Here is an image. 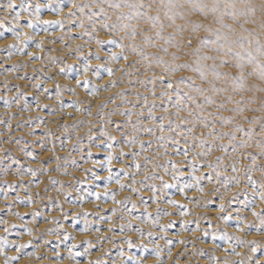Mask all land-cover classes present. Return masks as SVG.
Instances as JSON below:
<instances>
[{
    "label": "bare ground",
    "instance_id": "bare-ground-1",
    "mask_svg": "<svg viewBox=\"0 0 264 264\" xmlns=\"http://www.w3.org/2000/svg\"><path fill=\"white\" fill-rule=\"evenodd\" d=\"M21 2L22 0H16L17 5ZM78 2L79 0H26L30 11L22 12L18 22L13 21V13L0 8V19L5 21L6 28L15 27L20 33L17 38L11 31L0 29L3 31L0 36L2 131L10 132L11 135L18 133L15 129L12 130L16 126L12 119L20 116L17 113L19 109L16 110L20 100L15 94L17 91L12 89L21 87L23 100L21 99L20 106L25 112L24 119H42L41 124L35 121L36 125L39 124L43 131L54 130L57 136L53 140L59 144L53 148V145L46 146L44 139L39 140L43 145L38 153L35 151L37 155H24L28 160L26 170L21 175L18 174L21 177L19 180L13 182V191L8 194L4 190L0 192V253H3L0 254V264H7V259L12 256L18 257L12 264H186L190 255L198 264H264V199L261 198L264 196V186L256 185L251 174L246 175L245 183L243 182L246 184L247 194L226 206L220 197L217 201L211 197L204 198L205 193L213 191L209 188L215 182L214 178H208L212 177V173L207 163H199L201 165L195 168V172L191 164L183 165L178 171L168 170L162 192L157 198L151 188L146 187L147 179H142L145 171L140 169V157H134L130 147L112 145L114 158L111 172L108 171L105 163L109 149L104 146L107 137L94 132V127L98 121L97 112L110 108L117 97L115 95L120 86L116 83L117 74L128 64L129 59L112 60L110 53H119L121 49L111 44H96L95 37L108 40L115 37V33L96 25L88 28L78 10ZM3 3L6 0H0V4ZM35 5L40 6L38 14ZM30 20L33 21V27H28ZM97 53L100 59H96ZM85 64L89 65L86 72ZM98 65L103 67L98 68ZM107 68L113 69L111 75ZM160 77L165 81L163 85L166 88L168 77ZM78 80L80 83H77ZM85 81L88 83L87 87ZM89 136L93 139L90 140ZM82 137L92 143L95 155L82 162L90 174L74 175V178H66L71 175L70 170L63 174L70 190L62 196L60 207L43 209L37 192L43 188L44 181L53 178V171L64 166L58 164V155L70 153L69 156L74 157L76 151L73 150L72 154L69 149L75 147L76 139ZM178 143H173L177 152L172 149L178 156L177 163L183 164L186 158L194 159L196 155L193 150ZM184 149L188 150L187 156L183 154ZM121 150L126 155L120 156ZM152 157L149 156L150 159ZM125 172L128 174L125 175ZM8 173L11 174L10 170ZM110 175L111 182L108 180ZM193 176L202 179L197 182ZM117 179L124 187L116 183ZM188 184L192 186L185 187L183 192L179 190L181 186ZM234 187L231 185L228 190L234 191ZM137 195L147 203L136 202ZM29 200L31 203H27ZM169 200L178 201L179 204H170ZM221 204L224 205L223 208L220 207ZM61 209H64L63 219ZM159 211L169 214L163 215ZM15 213L21 215L17 216ZM123 213L126 218H123ZM136 213L143 217L137 220L138 214L134 216ZM223 217L230 219L226 221ZM86 223L88 227L85 231ZM133 224L144 231L143 234L128 228ZM164 225L167 227H162ZM28 229H31L30 234ZM147 232L152 233V239L146 238ZM224 233L227 238H222ZM213 236L216 238L213 239ZM128 240H131V247ZM6 243L8 246H5ZM17 245L26 246L18 249ZM156 249H159V256L156 255Z\"/></svg>",
    "mask_w": 264,
    "mask_h": 264
},
{
    "label": "snow or ice",
    "instance_id": "snow-or-ice-1",
    "mask_svg": "<svg viewBox=\"0 0 264 264\" xmlns=\"http://www.w3.org/2000/svg\"><path fill=\"white\" fill-rule=\"evenodd\" d=\"M106 2L117 14L115 20L108 23L111 17L103 8H100L99 12L104 15V22L101 27L117 34L123 33V35H116L108 40L95 37L96 44L100 46L111 44L120 48L121 52L110 53L112 60L123 59L127 61L129 57L125 55V52H129L146 64V70L154 71V66L160 68L162 74L168 77L167 90L160 93L161 97L166 98L168 104L178 109L173 113L174 116L180 117L179 110H184L188 112L189 117L193 118L190 132L197 126L210 129L207 135L213 137V144L208 148V151L216 146L215 141H220L224 137H228V143H220L219 147L224 149L225 152L228 150L229 145L233 146V152L237 150V145L241 148L247 147L254 132L251 125L257 121H259L262 132L261 139L264 141V117L243 115L247 111L264 112V97L259 98L258 108H251L249 105L257 103V97L255 95H245V93H264V0H106ZM0 8H5L13 13L12 19L15 22L19 21L22 12L30 11L26 5V0H22L19 5H17L16 0H6V3L0 4ZM17 8H19V11ZM35 11L37 14L39 13V5H35ZM193 16L198 18L193 19ZM142 21L148 27H142ZM178 21L180 22L178 23ZM45 23L49 22L45 21ZM249 25L253 27H249ZM28 27H33V21L28 22ZM166 28H170L172 31L165 32ZM0 29L11 31L19 38L20 33L16 31V28H6L3 19H0ZM2 35L3 31H0V36ZM138 36L139 40L136 39ZM125 40L128 43H125ZM150 48L157 49V51H146ZM171 48H175L176 51H170ZM181 56L189 59L181 60ZM96 59H100L99 53L96 54ZM132 63L135 64L136 61ZM88 67L89 65L85 64V72ZM97 67L103 66L98 65ZM229 68L235 69V71L226 70ZM106 70L109 75L113 73L111 68ZM184 71L190 72L191 75H182L176 79L172 78L175 73ZM97 75H99V72H97ZM197 80L200 83H197ZM255 80H258L259 83L254 82ZM138 82L145 86L149 83L152 84L153 96L156 95L154 90L156 83H165L160 76H150ZM77 83H80V81L78 80ZM87 86L88 83L85 81V87ZM57 88L59 91V86ZM92 90L95 91L94 88ZM237 96L239 99H236ZM144 103L149 108V117L155 120L156 117L152 115V109L156 107L155 102L150 103L145 97ZM210 108H215L217 111H210ZM164 111L167 113L168 108L165 107ZM225 111L236 115L224 116L221 113ZM205 112H207V115L204 114ZM121 114L128 116V123L132 124L133 130L140 126L139 121L131 120V111H125ZM136 115L141 114L136 113ZM160 119L163 120L164 117L162 116ZM238 119L248 121L250 127L246 129L243 123H237ZM182 120L186 122L188 117H183ZM169 123L173 122L170 121ZM218 123L222 126L221 128L215 127ZM224 125H232L233 127L229 131H224ZM180 126V123L176 124L177 128ZM119 127L120 125L117 124L118 130ZM143 127L151 132L150 126ZM159 127L162 129L164 125L161 123ZM102 134L107 137L104 146L109 149L105 166L111 172V162L114 158L112 145L116 137L111 135L106 128L102 129ZM239 134H243V137L237 140ZM192 135L195 137L194 132H192ZM202 137L203 134L197 139H199L201 146H205L208 141ZM89 139L91 140L93 137L89 136ZM158 139L165 140L168 137L161 136ZM136 142L137 137L135 136H130L127 140L129 145ZM148 143L150 144L151 141ZM100 146L98 145V147ZM143 146L144 142H141V150H143ZM258 146L261 149V154L264 155V142ZM183 154L187 156L188 150L184 149ZM123 155H126V153L121 150L120 156ZM197 155H206V153L200 152ZM89 156H91V152H89ZM133 156L135 157L136 153H133ZM220 159L222 158L217 157V160ZM136 166L139 167L138 164ZM172 167L174 170L176 169L175 162H172ZM192 167L193 172H195V163ZM209 167H212V165L209 164ZM29 171H32V174L35 175L33 170L29 169ZM233 171H238L235 165H233ZM127 174L125 172V175ZM208 178L211 180V176ZM193 179L199 182L202 177L193 176ZM108 180L111 182V175ZM229 180L230 182L239 183L235 178H229ZM116 183L124 187L119 179L116 180ZM165 186L171 187L169 185ZM191 186L190 184L184 185L179 190L183 192L185 187ZM133 191L138 190L133 189ZM107 195L106 192L105 196ZM261 198L264 199V196ZM27 203H31V200ZM169 203L179 204L175 200H169ZM220 207L223 208L224 205L221 204ZM168 214L165 212V215ZM15 215L19 216L21 214L15 213ZM33 215L35 216L36 213H33ZM223 218L226 221L230 219V217ZM108 219H111V217H108ZM262 223H264V220H262ZM14 226L12 225V227ZM87 227L86 223L85 231ZM121 227L123 230V226ZM162 227H167V225ZM28 232L30 234L31 229H28ZM141 234H143L142 230ZM205 234L207 235V233ZM149 235L151 236L152 233H149ZM215 238L213 236V239ZM222 238H227V234L224 233ZM128 243L131 247V240H128ZM5 246H8L7 243ZM25 246L17 245L16 247L19 249ZM156 255L159 256V249H156ZM16 259H18L17 256L9 257L7 264H12Z\"/></svg>",
    "mask_w": 264,
    "mask_h": 264
},
{
    "label": "rangeland",
    "instance_id": "rangeland-1",
    "mask_svg": "<svg viewBox=\"0 0 264 264\" xmlns=\"http://www.w3.org/2000/svg\"><path fill=\"white\" fill-rule=\"evenodd\" d=\"M78 6H79L78 10L83 15V19L85 20L84 24H88V25H86L88 28H90L91 25H96L97 27H101L102 22H104V15L99 12L100 8H103L105 10V12L111 17V19L108 20V23H110V22L112 23L115 20V17L117 14L116 11L109 6V3L106 2V0H79ZM81 9H83V11H81ZM192 18L197 19L198 17L193 16ZM179 22L180 21H178V23ZM141 25H142V27H145V28L148 27V25L143 21L141 22ZM249 27H253V26L249 25ZM107 31H109V30H107ZM170 31H172V29H170V28L165 29V32H170ZM116 35H123V33H119V34L115 33V36ZM136 39L139 40L140 39L139 36L136 37ZM125 43H128V41L125 40ZM158 43H159V41H158ZM146 51H153L154 52V51H157V49H151L150 48V49H146ZM170 51H176V49L171 48ZM125 54L129 56V62H128L129 65L127 64L124 68L120 69L118 74H117L116 83L118 85H120L119 89L115 95V97L116 96L117 97L114 99V102L110 108H106V110L104 108V109H101V111L97 112L98 116L96 117V119H98V121L96 123V126L94 127V130H95L94 132L102 134V129H104V128H106L107 131L111 135H113V133L115 132L114 135L116 134L117 136L115 135L116 140L113 142V144L114 145L116 144V146H119L121 144L122 146L125 145L126 147H130L131 151L136 153V156L140 157L139 158V165H141L140 169L142 171H145L144 174L142 175V179L143 180L147 179V183H145L146 187L151 188L150 190L152 191V193H154L155 198H157L159 196L160 192H162L163 184H164V181L166 179L165 177L167 176L166 174H168V172H169L168 170L171 169V170H173V172L178 171L181 167H183V165H188V164L193 165V163H195L196 169L198 168V165H201L204 163L212 165V167H210V172L212 173L211 178H214L215 182H214V185L209 189H210V191L213 190L214 192L213 191L208 192L210 195L205 193L204 198L209 199L211 197L213 200L217 201L218 198L220 197L224 200V202H225L224 204H226V206L231 205L230 203L236 202L238 198H241V196H243L244 194H247L246 184H244L245 179H246V175L251 174V177L254 179L256 185L258 184L260 186H264V155L261 154V149L258 146L260 143H262L264 141H262V139H261L262 132H261V128L259 125V121H257L255 124L251 125V127L254 128V132L252 133V140L247 145V147L241 148L237 145V150L235 152H233L232 151L233 146L229 145L228 150L225 152L224 149L219 147L220 143H228V137H224L220 141H215L216 146L212 147L211 151H208V148L211 147L213 144V137L207 135V132L210 129H205L202 126H197L194 129H192L190 132L189 129L191 128L193 118L189 117L188 112L184 111V110H179L180 111V117H176L173 115V113H175L178 109L176 110L175 107H173L171 104H168L166 98L161 97L160 93L162 91L167 90L166 88H164L163 84H160L159 82L156 83V87L154 89L156 95L153 96L152 95V91H153L152 84L149 83L148 85L145 86V85H142L141 83L138 82L141 80H145L147 77H150V76L163 75L161 72V69L154 66L155 72L153 70H150V71L146 70V68H145L146 64L143 61H140L137 56H135L129 52H125ZM165 58L167 59V57H165ZM185 59H189V58L181 56V60H185ZM133 61H136V63L133 64L132 63ZM226 70L235 71V69H231V68L226 69ZM182 75H191V73L187 72V71L177 72L174 74V76L172 78L176 79ZM196 82L200 83L199 80H197ZM254 82L259 83L258 80H255ZM119 83H121V84H119ZM10 86H13V85L11 84ZM181 87H183V86H181ZM12 91H17V92H15V94L18 95V99L20 100L19 104L16 105L17 106L16 110L19 109L18 110L19 112L17 111V113H19L20 116L19 117L14 116L12 119L13 123L16 122V126H14L12 128V130L15 129L18 133H16V134L12 133V135H11L10 132H4V131H2V129L4 127H3V125L0 124V141H2V142H0V154H1L0 155L1 156L0 157V166H2V167H0V185H1L0 186V192H2L4 190L7 194L11 193V191H13V189H14L12 186L13 182L19 180L21 178L19 175H21L22 173L25 172L24 171V170H26L25 165H27L26 161H28L26 157L29 156L30 153L37 155L38 150H40V146L43 145L41 143V141H39V140L44 139L43 141H45L46 146H47V144L49 146L53 145V148H56V145L59 146L57 141L56 142L54 141V140H56L55 137L57 136L56 133L54 132V130L46 129V130H44L45 131L44 132L43 129H40V126H38L39 124L36 125L35 121H38L41 124L43 122L42 119H40V118L37 119V117H28V118L24 119L23 116H25V112H23L21 110L22 107L20 106L21 105L20 103L23 100V95H22L23 89L21 87H17V88H13ZM121 93H123V94L121 95ZM138 93L140 95H137ZM245 95H255L257 97V103L249 105V107H251V108H258L259 107V98L264 97V93H245ZM145 97L147 98V100L150 103L153 101L154 102L156 101L155 102L156 107L154 109H152V115H154L156 117L155 120H153L149 117V108L147 105H145V103L143 101ZM236 99H239V97L237 96ZM126 105H127V107H126ZM160 106L161 107L163 106V107L161 108ZM165 107L169 108L167 113H165V111H164ZM229 107H231V105H229ZM23 110H24V108H23ZM209 110L213 111V112L217 111V109H215V108H210ZM125 111H131L132 112V116H131L132 121H139L140 126H138L135 130H133L132 124L128 123V119H129L128 116L121 114ZM137 112L140 113L141 115L137 116L136 115ZM99 114H100V116H99ZM204 114L207 115V112H205ZM221 114L224 116L236 115L235 113H230L227 111L222 112ZM243 115L248 116V117H254V116L255 117H264V112L247 111V112H244ZM162 116L164 117L163 120L160 119V117H162ZM101 117H102V119H101ZM139 117H140V119H139ZM183 117H188V121H186V122L183 121L182 120ZM217 119H218V117H217ZM170 121H172L173 123L170 124L169 123ZM0 122H2V120H0ZM26 123H28V125H26ZM110 123H113V124H110ZM161 123L164 125V127L162 129L159 127V125ZM177 123H180V125H181L179 128L176 127ZM237 123H243V125L246 129L248 127H250V125L248 124V121H246V120H239L238 119ZM117 124L120 125L119 130L117 129ZM98 125H100V126H98ZM123 125H124V127H123ZM22 126H24V127H22ZM143 126H150L151 132H148L147 128L143 127ZM215 127L221 128L222 126L218 123L215 125ZM232 127H233L232 125H224L223 130L229 131L232 129ZM89 128H90V126H89ZM152 128H153V131H152ZM112 130H113V133L111 132ZM46 131L49 133L47 134ZM156 131H158V133ZM192 132L195 133V137L192 135ZM35 133H38V134H35ZM67 133H70V131H68ZM202 134H203L202 138L205 139L206 141H208V144L205 146H201L199 139H197V137H201ZM139 135H140V137H139ZM130 136L137 137L138 141L129 146V144L127 143V140ZM145 136H147V137L143 139V137H145ZM148 136L149 137L152 136V137L148 138ZM160 136H164V137L167 136L168 139L160 140V139H158V137H160ZM242 137H243V134H239L237 136V140L241 139ZM11 140H13V141H11ZM36 140L38 141V144H37ZM46 140H47V142H46ZM178 140L181 142V143L179 142L180 144L178 143ZM119 141H123V142H119ZM149 141H151L150 144L153 145V148H152V145H150L148 143ZM141 142H144V149L143 150H141ZM75 143H76L75 147L69 149V151L71 150L72 154H73V150L76 151V153L74 154V157L69 156L70 155L69 152H68L69 154H67L65 156L58 155L59 156L57 158L58 164L64 165V166H62L59 169H56L55 171L52 172L53 178L49 179L48 181L43 180L44 181L43 188L37 192L39 204L40 203L43 204L42 205L43 209H47L48 207L51 208L52 206L60 207L59 202L64 197L65 193L68 190H70L69 189L70 186L66 185V180H65L66 178H71V177L74 178L77 175L82 176L83 174H90V171L87 169V166L82 165V162H85L87 160L92 159V157L93 158L95 157L93 147H92V143L90 141L86 140V137L76 139ZM173 143L174 144L178 143L179 145L182 144L184 146L190 147L196 156L194 157V159L186 158L183 164H180L179 162L177 163V159H178L177 157L178 156L174 154V152H175L174 150H176V148H174ZM88 144H91V145H88ZM133 145H135L136 148ZM156 146H158L159 149ZM138 149L140 151H137ZM154 149H155V151H154ZM156 149H157V151H156ZM168 149H170V150H168ZM172 149L174 152L172 151ZM24 151H25V153H24ZM35 151H37V153ZM89 152H91V156H89ZM146 152H148V153L146 154ZM154 152H156V153H154ZM176 152H177V150H176ZM200 152H205L206 155H197V153H200ZM249 154H251V155H249ZM167 155H170V156L168 157ZM222 155H224V156L222 157ZM149 156L150 157L153 156V157L150 159ZM174 156H175V158H174ZM162 157H163V159H161ZM217 157H221L222 159L217 160ZM252 157H254L255 159H253ZM13 159H15V160H13ZM44 162H46V161L44 160ZM165 162L168 163V165H170V167L168 165H166ZM172 162H175V164H176L175 170L172 167ZM199 163H201V164H199ZM233 165H235V167L238 169V171H233ZM144 166H146V167H144ZM12 168H14V169H12ZM77 169H78V172H76ZM5 170L7 172H9V170H10L11 174H9V173L7 174V172ZM69 170H70V172H69ZM254 170H256V171H254ZM66 172H69V174L71 173V175H69L67 177L65 176L66 178H64L63 174H65ZM54 173H55V175H54ZM58 174H61V175H58ZM8 176H9V178H8ZM14 176L15 177L17 176V178H15ZM234 177H235V180L239 181V183L230 182L229 178H234ZM158 181H159V183H157ZM231 185L233 187L236 186V187H234L235 188L234 191L228 190L229 186H231ZM153 186H155V187L153 188ZM47 189L49 190L48 192H47ZM214 193L218 196L216 197V195ZM207 199H205V200H207ZM136 202L147 203L139 195H137V197H136ZM61 206H62V204H61ZM159 212H162L163 215L165 214L164 211H159ZM60 214H62V219H63L65 217L63 215L64 209H61ZM137 214H138V216H136ZM122 215H123V218L124 217L126 218V214L123 213ZM159 215L162 216L161 214H159ZM134 216H136L137 220H139L140 218L143 217V216H141L140 213H136ZM166 217L170 218L171 216H166ZM136 219H133V220L136 221ZM134 225H136V224H133V226L130 225V227L128 226V228H130L134 231L136 230L137 233L141 234V231L138 229V227H136ZM142 232H144V231H142ZM149 233L150 232L146 233V235H147L146 238L152 239V236H150ZM143 237H145V235H143ZM189 258L190 259L185 261L186 264H192V263L198 264L196 262V259H194V257L192 255H190ZM191 260H192V262H191Z\"/></svg>",
    "mask_w": 264,
    "mask_h": 264
}]
</instances>
